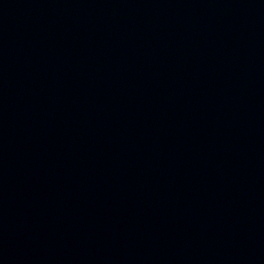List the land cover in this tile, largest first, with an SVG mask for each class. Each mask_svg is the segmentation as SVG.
I'll use <instances>...</instances> for the list:
<instances>
[{"label":"water","instance_id":"1","mask_svg":"<svg viewBox=\"0 0 264 264\" xmlns=\"http://www.w3.org/2000/svg\"><path fill=\"white\" fill-rule=\"evenodd\" d=\"M0 264H264V0H0Z\"/></svg>","mask_w":264,"mask_h":264}]
</instances>
